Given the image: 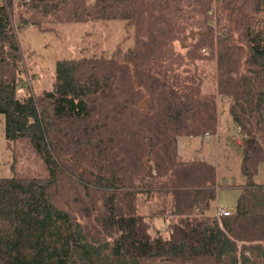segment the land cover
Wrapping results in <instances>:
<instances>
[{
    "label": "trees",
    "instance_id": "obj_1",
    "mask_svg": "<svg viewBox=\"0 0 264 264\" xmlns=\"http://www.w3.org/2000/svg\"><path fill=\"white\" fill-rule=\"evenodd\" d=\"M107 18L130 46L21 90L16 27ZM224 102L244 180L216 214L214 164L183 143L202 153ZM0 113L13 161H41L0 176V264H264V0H0Z\"/></svg>",
    "mask_w": 264,
    "mask_h": 264
},
{
    "label": "rangeland",
    "instance_id": "obj_2",
    "mask_svg": "<svg viewBox=\"0 0 264 264\" xmlns=\"http://www.w3.org/2000/svg\"><path fill=\"white\" fill-rule=\"evenodd\" d=\"M88 2L91 0H87ZM48 25V24H46ZM49 29L39 30L33 26L16 27L26 75L21 86L29 84L35 92L50 86L54 61L60 57L88 55H108L116 43L125 48L131 45V32L126 31L123 21L117 18L95 19L86 22H64L49 25ZM129 35V36H128ZM206 82L213 80L212 61L204 65ZM239 132L232 123L226 103L218 106L217 130L200 145L202 154L212 160L217 182L215 204L232 209L236 187L224 186L227 183H240L244 176L239 168L242 149ZM16 145L13 161L11 151L5 146L3 136V116L0 113V176L13 172L37 173L41 161L26 143ZM20 145L23 146L20 147ZM252 179L264 182V161L259 162Z\"/></svg>",
    "mask_w": 264,
    "mask_h": 264
},
{
    "label": "crops",
    "instance_id": "obj_3",
    "mask_svg": "<svg viewBox=\"0 0 264 264\" xmlns=\"http://www.w3.org/2000/svg\"><path fill=\"white\" fill-rule=\"evenodd\" d=\"M207 136H209V135H206V137ZM206 137H204L202 140L206 139ZM183 146H184V148L186 150V153L190 154L193 157H196L197 156L198 158H201V154L202 153L200 152V150H197L196 149L197 146L195 145L194 141H191V140L186 141V144L184 145V143H183Z\"/></svg>",
    "mask_w": 264,
    "mask_h": 264
},
{
    "label": "built area",
    "instance_id": "obj_4",
    "mask_svg": "<svg viewBox=\"0 0 264 264\" xmlns=\"http://www.w3.org/2000/svg\"><path fill=\"white\" fill-rule=\"evenodd\" d=\"M215 213L216 214H226L227 210L225 208H223V207L216 206L215 207Z\"/></svg>",
    "mask_w": 264,
    "mask_h": 264
},
{
    "label": "water",
    "instance_id": "obj_5",
    "mask_svg": "<svg viewBox=\"0 0 264 264\" xmlns=\"http://www.w3.org/2000/svg\"><path fill=\"white\" fill-rule=\"evenodd\" d=\"M140 104L142 105V102ZM142 107H143V105H142Z\"/></svg>",
    "mask_w": 264,
    "mask_h": 264
}]
</instances>
